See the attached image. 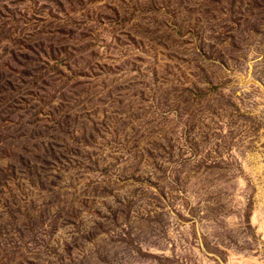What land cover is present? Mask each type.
<instances>
[{"label":"rangeland","instance_id":"374dc122","mask_svg":"<svg viewBox=\"0 0 264 264\" xmlns=\"http://www.w3.org/2000/svg\"><path fill=\"white\" fill-rule=\"evenodd\" d=\"M0 264H264V0H0Z\"/></svg>","mask_w":264,"mask_h":264}]
</instances>
